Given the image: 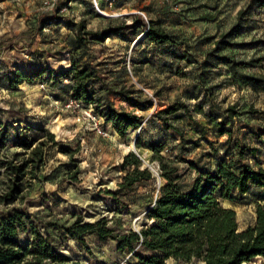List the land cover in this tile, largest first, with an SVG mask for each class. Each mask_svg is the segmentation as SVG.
I'll list each match as a JSON object with an SVG mask.
<instances>
[{
    "label": "rangeland",
    "instance_id": "rangeland-1",
    "mask_svg": "<svg viewBox=\"0 0 264 264\" xmlns=\"http://www.w3.org/2000/svg\"><path fill=\"white\" fill-rule=\"evenodd\" d=\"M52 1L0 0L2 72L12 76L16 70H46L40 80L25 81L17 88L0 82V119L10 127L6 146L0 148V214L24 211L27 222L43 236L49 235L69 264H137L139 259L133 252L117 250L115 240L100 241L93 234L85 236L82 243L65 236L63 226L71 225L77 216L87 221L105 216L117 231L140 230L148 222L146 204L157 197L164 182L160 162L153 159L149 148L151 143L166 145L162 154L167 162L177 165L182 181L190 183L197 172L183 158L196 161L201 170L213 169L220 158L228 159L235 153L236 140L242 145L248 142L246 137L254 138L257 144H261L259 139L264 142V82L258 84L241 75L264 78V5H259V0H98L100 9L108 13L104 14L93 0H58L57 6L51 7ZM240 10L245 11L241 16ZM150 20L180 43L159 45L148 40L145 33ZM81 22L94 32L128 28L77 50L74 38ZM236 24L242 26L238 35L231 36L236 44L211 55L215 41ZM73 56L81 65L96 70L91 88L97 98L112 101L120 111L144 117L139 128L120 136L101 117L103 128L110 132L105 137L93 129L84 113L90 105L79 101L78 108H65L73 98V81L57 77L56 72L69 69ZM222 56L246 62L237 66L239 75L232 73ZM176 101L185 102L188 108L179 111L176 119L169 117L178 130L166 129L157 112ZM138 102H145L147 109L136 106ZM197 105L203 112L195 110ZM91 106L96 112L95 105ZM216 121L231 129L230 139L228 133H219ZM57 124L62 126V146L78 148L74 160L58 146L45 145L44 164L35 170L31 163V171L20 181V193L8 200L16 179L2 162L21 164L31 158L32 150L46 140V131ZM24 142L33 146L26 149ZM131 151L154 179L120 193L130 211L118 213L107 190L118 189L126 173L122 162ZM255 157L259 156L247 150V161L254 163ZM73 174L77 181L71 178ZM262 194L256 189L245 195L234 192L232 199L223 200L225 206L236 210L240 229L254 224L256 199ZM31 238L24 230L18 236L22 245ZM137 253L155 254L144 247ZM165 264L194 263L169 258ZM245 264H264V257Z\"/></svg>",
    "mask_w": 264,
    "mask_h": 264
},
{
    "label": "trees",
    "instance_id": "trees-1",
    "mask_svg": "<svg viewBox=\"0 0 264 264\" xmlns=\"http://www.w3.org/2000/svg\"><path fill=\"white\" fill-rule=\"evenodd\" d=\"M259 5H264V0H259ZM243 13L245 11H239L240 16ZM82 23L81 29L74 38V48L77 50L87 47L93 40L104 41L128 28L121 26L103 32H94L87 30L85 23ZM241 29V24H236L230 32L218 38L210 54L218 55L224 48L234 46L236 43L231 40V36L238 35ZM145 35L148 40L159 45L180 43L175 35L156 25L154 20H150ZM84 53L83 51L81 55ZM222 58H227L235 76L239 75L237 66L246 64V62H236L227 56ZM71 64L69 69L56 73L57 77L71 78L73 98L88 105H95L96 112L104 118L106 124H111L120 136H125L130 129H137L142 125L143 116L131 111H120L112 101L103 102L95 96L91 88V83L97 76L94 68L88 64L81 65L80 59L74 56ZM45 73L46 70H35L32 73L16 70L11 76L2 72L0 62V82L6 81L10 88H17L25 81L40 80ZM241 75L258 84L264 82V78L260 76ZM125 98L132 99L128 95H125ZM135 105L143 110L147 109L145 102H138ZM187 108L185 102L176 101L167 108L159 110L157 115L166 129L178 130L170 122L169 117L176 119L177 113ZM233 108L230 107V110ZM195 110L203 112V108L199 105ZM215 123L220 127L221 135L228 133L229 139L232 137L231 129L226 128L224 122ZM61 132L60 124L47 130L46 140L32 150L31 158L21 164H14L11 160L2 162L7 173L15 175L16 179L8 194V200L15 199L20 193L22 185L20 181L28 171H31L28 170L30 164L32 163L35 170L44 164L45 145L58 146L59 151L74 160L78 148L62 146ZM9 136L10 127L0 119V148L6 146ZM137 144L139 145V141ZM32 146V142H24L26 149ZM165 147L162 142L149 144V148L153 151V159L160 162V176L164 182L159 186L157 197L146 204L148 222L140 230L120 232L109 225L110 219L105 216L95 221H87L82 216H77L71 225L63 226L65 236L76 238L82 243L85 242V236L93 234H96L100 241L113 239L117 242L119 252H133L139 259L137 264H165V260L169 258L194 264H245L254 258L264 257V166L256 160L254 163L247 161V150L254 154L256 149L248 144L242 145L236 140L235 153L228 159L220 158L213 169L201 170L196 161L183 158L182 161L188 163L190 168L197 172L190 183H185L182 181L183 173L180 172L179 167L169 164L162 154ZM122 169L126 173L119 182L118 189L107 190V193L115 199V212L128 213L130 206L119 197L120 193L131 190L143 180H153L154 176L147 167H142L141 158L132 151L124 157ZM71 178L75 181L78 179L76 174ZM254 189L263 192L261 197L256 199L255 222L240 229L236 210L225 206L223 200L232 199L234 192L245 195ZM21 230L31 234L30 243L22 245L19 242L18 236ZM139 247H144L155 254L140 255L137 253ZM68 262L69 258L56 250L49 235L43 236L32 222H27L24 211L15 210L0 214V264H69Z\"/></svg>",
    "mask_w": 264,
    "mask_h": 264
},
{
    "label": "built area",
    "instance_id": "built-area-1",
    "mask_svg": "<svg viewBox=\"0 0 264 264\" xmlns=\"http://www.w3.org/2000/svg\"><path fill=\"white\" fill-rule=\"evenodd\" d=\"M57 1L58 0H53L51 2V7H55L57 6ZM93 2L96 4V7L98 10H100L99 7V2L98 0H93ZM101 11V10H100ZM80 100H77L75 98H71L66 104H65V108L66 109H75L78 108L80 106ZM84 113L86 114L87 118L90 120L93 129L100 135L102 136H109L110 132L105 130L103 128V125L101 123V116H99L93 109V107L87 106L86 109L84 110ZM161 185V184H160Z\"/></svg>",
    "mask_w": 264,
    "mask_h": 264
},
{
    "label": "crops",
    "instance_id": "crops-1",
    "mask_svg": "<svg viewBox=\"0 0 264 264\" xmlns=\"http://www.w3.org/2000/svg\"><path fill=\"white\" fill-rule=\"evenodd\" d=\"M253 139L254 138L251 139V138L246 137L245 140L248 141V142L245 143V144H248L252 148L256 149L255 154H256V156H259V157L258 158L255 157L254 159L256 161L260 162L264 166V161L262 162V160H260L262 158L264 159V155H263L264 154V142L261 139H259V142H261V144H257V143H255V140H253ZM262 139H264V136L262 137ZM260 154H262V155H260Z\"/></svg>",
    "mask_w": 264,
    "mask_h": 264
},
{
    "label": "bare ground",
    "instance_id": "bare-ground-1",
    "mask_svg": "<svg viewBox=\"0 0 264 264\" xmlns=\"http://www.w3.org/2000/svg\"><path fill=\"white\" fill-rule=\"evenodd\" d=\"M101 10V9H100ZM102 11V13H104V14H108L106 11H104V10H101ZM142 37V36H141ZM132 147H133V144H132ZM134 149H135V146H134Z\"/></svg>",
    "mask_w": 264,
    "mask_h": 264
},
{
    "label": "water",
    "instance_id": "water-1",
    "mask_svg": "<svg viewBox=\"0 0 264 264\" xmlns=\"http://www.w3.org/2000/svg\"><path fill=\"white\" fill-rule=\"evenodd\" d=\"M154 205V204H153Z\"/></svg>",
    "mask_w": 264,
    "mask_h": 264
}]
</instances>
